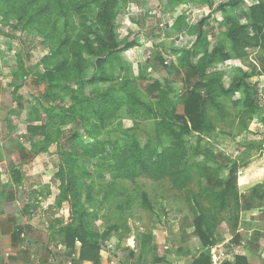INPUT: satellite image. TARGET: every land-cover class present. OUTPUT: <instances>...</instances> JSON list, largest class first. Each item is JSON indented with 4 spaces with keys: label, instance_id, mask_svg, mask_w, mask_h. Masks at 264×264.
Here are the masks:
<instances>
[{
    "label": "rangeland",
    "instance_id": "obj_1",
    "mask_svg": "<svg viewBox=\"0 0 264 264\" xmlns=\"http://www.w3.org/2000/svg\"><path fill=\"white\" fill-rule=\"evenodd\" d=\"M30 1L32 0H0V181L2 182H0V189L4 187V181L9 179L10 183L6 184L7 189L14 192L20 201L8 203L12 204L18 213H24L25 216L20 217V223L26 226L28 219L33 220L36 227L89 225L93 228V234L102 233L108 227L116 225L120 227V231L113 237L114 240L108 243V248L119 252L124 260L130 257L132 252L136 253L135 255L143 252L141 260H145L146 264H185L186 261H190L186 260L187 258H197L202 253L201 248L198 250L195 246H190L194 243L193 241L200 240L196 233V223L200 212L192 203L193 194L199 191L197 179L188 190L178 191L172 188L168 179L154 181L141 178L134 182L112 180L109 172L102 170L99 165L113 153L114 143L135 139L144 145L149 140L157 142L158 137L164 145L175 142L169 136L164 124L165 116L156 101L149 99L147 88L155 81L165 86L171 82L173 92L170 97L176 98L177 114L184 113L181 102V96L185 94L183 75L169 74L170 72L162 67L158 59L162 58L165 65L177 63V56L172 52L184 47L187 41L186 35L174 28L180 17L187 18V22L193 26L203 22L202 29L207 42L216 43L226 31L225 15L218 8L219 2L203 3L201 0H188L186 4L178 5L172 10L168 7L167 0H120L116 36L122 42L139 41L141 43L140 47L122 53V62L130 69L127 71L131 75L129 80L137 78L135 88L138 89V96L142 101L152 105L154 114L150 119L138 120L135 125L132 120H124L123 123L114 121L106 129L100 130L97 134L98 139L109 140L113 144H107L96 160L81 156L83 146L91 142L90 126L84 125L79 130L80 145L72 149L68 146L70 145L68 140L61 143L62 150L66 148L64 150L67 152L66 156L71 153L65 168L62 169L60 167L62 159L58 153L62 132L73 131L76 124L74 122L58 123L56 127L49 128L48 136L39 134L33 139V133L29 131V128L45 125L46 114L42 107L49 105L44 87L33 81L44 73L45 67L50 66L51 69L52 63L55 62L58 63L54 66L56 69L58 65H61V69L64 67L67 70L68 66L63 63L72 62L74 58H71L67 52H62L63 38L77 39L81 35L96 38L94 36L96 33L101 35L99 29L95 27V21L91 20L101 11V8L93 4L90 13L85 12V15L69 9H55L51 14L41 16L43 21L29 23L30 18L26 15L25 8H30L28 4ZM86 1L77 2L81 4ZM257 1L244 0L242 8L247 9ZM236 14L240 15V12ZM120 47L123 48V44ZM46 57L49 59L47 60ZM86 60L88 64L81 80L60 77L62 83H67L69 87L68 91L62 93V99L69 102L71 92L82 91L86 96L90 95L94 86L87 87L82 81L95 73V59L86 57ZM198 60V57L195 58L196 62ZM263 65L264 54L251 51L249 58L242 61L231 60L227 63L218 62L212 71L224 74L225 85L229 86L230 75H233L235 70L251 72L252 68L256 67L257 71H261ZM122 66H119L116 71L117 80L114 85L117 89L120 88V84H127L125 81L127 72ZM144 76L147 79L144 80ZM250 81L257 89L259 115L255 116L247 130L242 132L241 123L235 118L240 113V109H233L228 103L227 109L231 114L225 123L214 120L217 114L213 113L212 119L216 129L206 133L189 134L185 137L187 163L196 172H198L196 164L207 167L213 174L217 170L219 172L222 166L226 168L222 174H228L227 167L234 161L239 167L235 187L227 194V208L233 206L232 210L236 213L227 208L223 212L217 230V237L221 242H228L236 235L243 236L245 232H238L240 223L244 225L243 227L246 224L252 227V224L247 223V218H241V212H248L253 208L258 210L262 207L260 202L263 201L261 199L264 193L262 170L264 167V76L251 78ZM62 99L58 103L59 106L66 104ZM37 117H40V120H36ZM47 137L50 138V142L45 145L46 143H43ZM37 144L43 145L46 151H37L39 153L34 152L35 154L30 152V149ZM252 146L255 148L252 149ZM23 155L26 158L22 157ZM70 162H74L81 171L91 174V177L83 178L84 180L81 181L82 206L80 205V208L81 211L84 209L91 213V217L84 220L85 223L77 220L76 210L73 211L70 202H65L64 207L56 205L58 208L55 207L56 202L54 204L52 202L53 208L49 211L51 214L47 218L39 216L40 213H38L41 203L54 201L58 191L61 192L62 187L67 186L66 178L65 181L62 178L65 177L67 165L70 166ZM20 163L24 164L20 165ZM33 167L36 173H41L38 176L48 181V187H45L43 192L40 190L42 199L37 197L31 199L33 196L31 192H37L33 186L37 185L35 180L32 179L31 183L29 180L24 183L15 182L13 177V172L16 173L15 177H18L20 169L27 174L29 168ZM245 178H249L250 183L262 180L263 188L257 193V198L253 199L251 194H247L248 197L240 194L241 198H235L239 192L237 188L239 180L244 182ZM46 194H48L47 198H45ZM145 195L152 210L145 205ZM208 207L205 202L204 208ZM44 221L46 223L41 225ZM134 233L136 240L133 245H130L129 240ZM51 238L52 241L61 240L56 236ZM228 245H231V251L223 248L214 249L216 258H211L212 264H222L225 259L234 262L236 257L245 254L242 248L235 246L234 240ZM194 250L197 252L193 253Z\"/></svg>",
    "mask_w": 264,
    "mask_h": 264
},
{
    "label": "trees",
    "instance_id": "obj_2",
    "mask_svg": "<svg viewBox=\"0 0 264 264\" xmlns=\"http://www.w3.org/2000/svg\"><path fill=\"white\" fill-rule=\"evenodd\" d=\"M77 1L80 0H32L28 2L30 8H25L26 15L30 18L29 23L43 21L41 16L49 15L55 9H69L85 15V12L90 13L93 4L101 8V11L91 19L95 21V27L99 29L101 35L96 33L95 39L89 35L88 37L81 35L77 39L63 38L62 52H67L75 61L73 59L72 62L65 61L63 63V65L68 66L67 70L64 67L61 69V65H58L56 69L54 66L58 63H52L51 69L50 66L45 67L44 73L33 81L44 87L45 97L49 104L42 107L46 114L45 125L29 128V131L33 133V139L39 134L48 136L49 128L56 127L58 123L74 122L76 124L73 131L62 132L60 145H58L62 169L65 168L71 153L66 156L67 152L64 151L66 148L62 150L61 143L68 140V144H70L68 146L72 149L80 145L79 130L84 125L90 126L91 142L83 146L81 156L96 160L103 153L107 144H113L112 141L98 139L97 134L100 130L106 129L114 121L123 123L124 120H132L135 125L138 120L150 119L154 114L152 105L142 101L138 96V89L135 88L137 78L132 81L129 80L131 75L127 71L130 69L122 62L121 54L140 47L141 43L139 41L122 42L116 36L118 10L121 1L87 0L81 4ZM167 1L168 7L172 10L178 5L182 6L188 2V0ZM201 1L203 3L219 2L218 8L225 15L226 25V31L222 37L214 44L208 43L202 29L203 22L193 26L186 21V18L180 17L177 19L174 28L186 35L187 41L184 47L172 52L177 56V63L165 65L166 63L162 58L158 59L162 67L170 72L169 74L183 75L185 94L181 96V102L184 113L182 115L177 114L178 103H176V98L171 99L170 97L173 92L171 82L165 86L159 81H155L147 88L149 99L156 101L165 116L164 124L169 136L175 142L164 145L161 138L158 137L157 142L149 140L144 145L135 139L114 143L113 153L99 167L106 172L108 171L112 180L134 182L141 178L154 181L168 179L172 188L178 191L188 190L197 179L199 191L192 196V203L200 212L196 223V233L204 247H214L220 241L217 237L220 218L227 208V194L235 187L239 167L234 161L227 167L229 169L228 174H222L226 171L224 166L219 168L220 173L217 170V173L213 174L207 167H200L196 164L195 167L198 171L196 172L187 163L188 154L185 147V137L189 134L206 133L216 129L214 120L225 123L231 114L227 109L228 103L233 109H240V113L235 118L239 119L242 132L247 130L255 116L259 115L257 89L250 80L254 77L264 76V65L261 71H257L256 67H253L251 72H244L242 69L235 70L233 75H230L229 86L225 85V75L212 71V68L218 62L245 60L249 58L251 51H259L264 54V0H258L247 9L242 8L244 0ZM236 12H240V15ZM195 37H197L196 40ZM122 44L123 48L120 47ZM86 57L95 59V73L82 82L87 87H94L89 96H86L82 91L79 93L71 92V100L68 102L62 99L61 95L68 91L69 87L67 83H62L60 77L81 80L88 64ZM197 57L199 60L196 62L195 58ZM46 59L48 60L49 57ZM121 65H123V70L127 72L125 74L127 84H120V88L117 89L114 85L117 80L116 71ZM145 79H147L146 76H144ZM61 99L66 103L64 106L58 105ZM213 113L217 114L214 120L212 119ZM36 120H40V117H37ZM118 131L123 132V130ZM47 142H50L48 137L43 144L46 143L45 145H47ZM34 148L30 149V152L46 151L43 145L37 144L34 145ZM22 157L26 158L25 155ZM69 164L65 177L62 178L64 181L66 178L67 186L62 187L56 203L61 207L65 202H70L73 211L76 210L77 220L80 223H85L84 220L89 219L91 213L84 209L81 211L80 208L81 181L84 180L83 178L91 177V174L81 171L74 162ZM262 188L263 185L254 188L253 199L257 198V193ZM144 199L146 207L152 210L146 195ZM261 200L264 201V193ZM205 202L209 206L207 209L204 208ZM119 231L120 227L116 225L108 227L107 230L99 234H93V228L89 225L62 227L59 233L61 240L57 244L61 243L67 247L63 254L69 257L73 264H83L84 262L100 264L101 249L107 241L118 235ZM15 235V239L16 237L20 238L21 230H18ZM25 240H22L21 243H25ZM233 240L239 245H250L249 242L244 243L242 235H236ZM135 254L132 252L131 256H138L139 260L143 257V252L142 255ZM141 263L142 260L139 264ZM212 263L211 256L201 253L192 264ZM118 264L125 263L120 258ZM224 264H249V262L246 257L238 256L234 262L227 261Z\"/></svg>",
    "mask_w": 264,
    "mask_h": 264
},
{
    "label": "crops",
    "instance_id": "obj_3",
    "mask_svg": "<svg viewBox=\"0 0 264 264\" xmlns=\"http://www.w3.org/2000/svg\"><path fill=\"white\" fill-rule=\"evenodd\" d=\"M23 164L24 163H20V165ZM28 166L30 167L31 164ZM40 174L41 173L39 172L36 173L33 167L32 169L29 168V172L27 174H24L23 171L20 169L18 177H15L16 173L13 172V177L15 182L22 181L24 183L29 180V183H31L30 181H32V179L35 180V183L37 185L35 186L34 184L33 186L36 188L37 192H31V195H33L31 196V199H33L34 197L42 199L40 190L41 192H43L42 190L45 189V187L46 188L48 187V181L38 176ZM8 180L4 181V185H3L4 187L0 189V206H2L0 207V264H67L69 257H66L64 254L58 253L57 250L55 249V246L57 242H59V240L52 241L51 238L52 236L61 238L59 233L62 227L59 226L50 227L49 225L47 227H36V225L33 224L34 221L33 220L29 221L28 219L26 220L25 223L26 226L22 225L20 223V217L25 216L24 213L21 214L18 213V211L15 210V207L12 204L8 203V202L20 201L19 199H17L14 192L12 193L7 189L6 184L10 183V181ZM239 181L240 183L237 186L239 192L237 193L238 196H235L236 199L241 198L240 194H245L246 197H248L247 194L249 195L251 194L252 197L254 194L253 193L254 188L258 184L259 185L263 184L262 180L254 181L250 183L249 178L248 179L245 178L244 182H242L241 180ZM242 191L243 193H240ZM59 195L60 192L58 191L57 197H54L53 199L54 201L40 204L41 208H38V213H40L39 216L47 218L51 214V213L49 214V211L53 208L52 202L54 204V202H56L57 199L59 198ZM47 197L48 194L45 195V198ZM56 205L57 203H55V207L58 208L59 206L57 205L58 206L57 207ZM260 205H262V207L259 208L258 210L253 208L252 210H248V212H241V218L244 217L247 218V223L252 224V227H250L249 224H246L245 227H243L244 225L242 223H240L238 227V232L240 233L245 232L243 235L244 243L246 244L249 242L250 245L245 246L243 244L242 245L236 244L235 246H238V248H242L243 251H245V254H243L242 256L247 258L248 262H250L249 264H264V206H263L264 201L260 202ZM232 209H234L233 206L227 208V210H231V212L236 213ZM31 211H33V209H31ZM56 217H58V215ZM45 223L46 222L44 221V223H42L41 225H44ZM18 230H21V233H26L27 235V238L25 240L27 246H26V250L24 251L19 250V246L22 244L21 235L20 238L16 237L15 239L16 236L15 233ZM113 240L114 238H112L110 241H107L106 244H104V248L101 249L100 264H118L120 258L123 260L125 264H139L141 262V259L139 260L138 256L135 257L128 256V258L124 260V257H122L119 252L115 251L110 247L108 248V243H110ZM135 240H136V234L134 233L132 234V238L129 240L130 245H133L135 243ZM232 240L233 238L231 240H228V242L219 241L218 244L214 247H210V246L204 247L201 241L199 240V241H193L194 243H192V245L190 246H195L196 248H198V250L201 248V252L203 254H207L211 256L212 259L213 258L215 259L216 256L214 257V255L216 251L214 252V249L223 248L226 249V251L227 250L231 251L230 249L231 245H228V243L231 242ZM105 247H107V249H105ZM113 250L114 252H112ZM196 252H197L196 250L193 251V253ZM195 258L196 257L187 258L186 260H190V261L189 262L186 261L185 264H192ZM138 260L140 261L139 263L137 262ZM227 260L228 259H225L222 262V264L226 263ZM144 261L145 260H142L141 264H146ZM83 264H92V263L84 262Z\"/></svg>",
    "mask_w": 264,
    "mask_h": 264
},
{
    "label": "built area",
    "instance_id": "obj_4",
    "mask_svg": "<svg viewBox=\"0 0 264 264\" xmlns=\"http://www.w3.org/2000/svg\"><path fill=\"white\" fill-rule=\"evenodd\" d=\"M263 153H264V151H263ZM26 238H27L26 233H21V239L25 240ZM26 246H27L26 243H22L19 246V250H21V251L26 250ZM55 249L57 250L58 253H62L63 254L66 251L67 247L64 244L58 243V244H56ZM67 264H73V261L71 259H69L67 261Z\"/></svg>",
    "mask_w": 264,
    "mask_h": 264
},
{
    "label": "clouds",
    "instance_id": "obj_5",
    "mask_svg": "<svg viewBox=\"0 0 264 264\" xmlns=\"http://www.w3.org/2000/svg\"><path fill=\"white\" fill-rule=\"evenodd\" d=\"M186 21H187V18H186Z\"/></svg>",
    "mask_w": 264,
    "mask_h": 264
}]
</instances>
